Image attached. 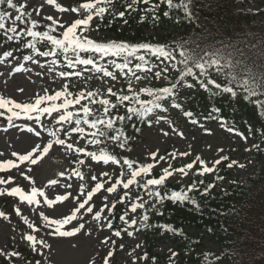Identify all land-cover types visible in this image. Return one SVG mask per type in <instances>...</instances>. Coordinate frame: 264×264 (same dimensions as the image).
<instances>
[{
	"label": "snow or ice",
	"instance_id": "obj_1",
	"mask_svg": "<svg viewBox=\"0 0 264 264\" xmlns=\"http://www.w3.org/2000/svg\"><path fill=\"white\" fill-rule=\"evenodd\" d=\"M28 3L29 0H23V2L21 0H0V6H6L0 8V31L3 32L6 41L20 42L21 47L30 50V54L23 55L22 59L30 61L34 67L41 70L37 73L38 76H42L45 72L44 65L40 63L39 58L53 57L48 62L46 71L53 79L57 76L61 78L63 83L61 88L54 92L42 88V94H36L28 102H17L15 99L0 96V117L5 118L11 127H16L15 121H22L23 131L41 138V142L35 144L30 151L24 154L12 151L11 157L14 159L0 160V172L15 169L19 176L26 181H31L34 185L31 175L21 169L37 165L54 147L59 146L66 155L71 154L75 163L80 166L79 168L70 167L68 177L69 179L73 176L78 178L81 195L75 196L68 191L72 188L70 183L60 185L57 180H49L47 187L50 191H54L53 186L60 185L65 189L64 193L50 198L43 188L31 186L29 191H25L17 185L0 188V196L18 197V202L27 205L40 204L41 200L38 197H42L43 203L49 208L59 202L73 200L74 207L62 218L50 219L43 211H40V217L47 229H51V231L46 229V236L74 238L77 234H83L90 238L98 226L101 230L106 228L110 233L99 243L102 246L115 245L116 240L113 236L121 237L122 233H126L127 236L132 237L134 232L128 229L138 223L145 228L149 227V211H158L159 206L165 200L180 204L187 202L199 208L200 204L193 193L199 192L200 197H206L216 187L217 182L224 181V176L215 174L222 162L227 163L229 169L234 166L240 169L246 167L237 160L228 162L230 157L222 154L209 166L197 154L191 162L180 167H173L169 164L161 169L159 176H154L151 175L153 169L165 160L164 156L158 157L157 152L150 153L151 163H137L128 157L118 158L117 155L107 150L108 143L117 145L121 149L127 146L129 137L125 134L124 122H131L134 118L145 121L148 127L166 122L173 134L183 137V132L178 131L165 115L170 109L180 110L193 125H199L205 134L213 135L210 128L193 117L192 111L185 109L181 102L182 90L198 87L211 93L212 97L223 98L229 103L242 97L243 100L259 108L260 114L264 115V99L261 98L264 97V64L261 65L259 71L255 70L254 61L247 51L232 43L220 42L216 45L215 43H204L203 41L195 43L186 40L173 42L171 45L148 42L130 43L125 40H98L91 35L92 32L100 30L101 23L108 15H111L113 19H123L128 12L141 11L140 4L147 6L142 9L140 22L145 21L148 14H151L154 22L159 21L160 16L157 12L161 5H164L163 17L168 18L175 11L181 13L177 20L178 23L188 21L191 26L199 20L194 11L198 6V0H158V2L125 0L122 11L114 10L116 0H81L79 4L69 6H62L57 0H41L39 6L34 7L31 12L27 11ZM45 5L54 6L60 14H75L76 18L69 22L63 20L61 16L49 14L43 16L44 30H37ZM33 13L37 18H33ZM96 20L101 23H95L93 27ZM9 21L11 23L7 25ZM124 23L126 24L127 20H124ZM25 38L30 39L25 42ZM9 57H13V53L5 50L0 59ZM61 58L67 70L57 71L54 66L60 62ZM7 62L12 64L13 60L9 59ZM23 67L17 62V65L11 68V72L18 73ZM117 72L119 77H123L126 82L123 92L114 90L113 85L109 84L106 79L111 78V81L116 82L119 78ZM97 74L99 79L107 85L105 92H101L100 89L92 91L84 88L75 93L70 90L73 87L72 78L79 81L83 77L86 82ZM149 76H154L156 80H163L167 83L162 87H138L139 83L147 80ZM17 91L22 94L24 89L18 88ZM143 94H146L147 98H142ZM121 108L125 109L124 114H114V112L118 113ZM220 112L221 108L213 105L204 120L218 121L219 127L229 133H235L243 140L259 132L260 143L250 145L245 151L253 149L257 152L264 151L262 148L264 129H253L249 125L248 134L245 135L234 124L219 115ZM42 118H52L49 120L52 127L46 126ZM118 124L121 126L118 127ZM133 127L136 133L141 132L139 127L135 125ZM44 133L48 136L46 142L43 139ZM73 134L78 139L73 140ZM162 134L167 136L169 132L163 131ZM84 145L96 146L97 150H89ZM101 145L104 146L101 147ZM223 151V149H217L218 153H223ZM2 155L4 153H0V156ZM169 155L172 160H175L178 157H187L191 153L174 151ZM89 160L103 162L104 165H118L119 175L113 176L108 171H103L98 176L93 173ZM197 164L199 167H196ZM84 167L92 173L90 176L92 183L87 187L85 182L88 176L80 170ZM28 172H31V167H28ZM177 174L181 181L192 175V182L186 187L182 185L179 190H169L166 181ZM205 174H215L214 180L205 184L202 178ZM59 175L63 177L65 172L61 171ZM100 177L106 179L101 180ZM196 177H201V179L197 180ZM13 179L12 176L7 178L0 176V185H11ZM231 183L235 184L236 181H231ZM118 186L123 189V194L119 195L118 201L112 200L109 203V195H105V202L99 210H96L93 204L94 196L101 190L108 194H118ZM135 189L141 190L143 195L136 193L133 196ZM117 203L125 205L124 212L119 215V220L123 222L124 227L114 230L113 219L102 214L114 213ZM138 210H143V213L137 215ZM15 214L28 225V231L21 232V239L29 245L31 251L37 252L41 257L47 255L44 249L50 251L51 244L45 238H37L35 233L39 229L22 215L20 207L15 208ZM0 217L7 218L2 211H0ZM86 217L91 218V226ZM159 227L174 235L184 234L181 229H175L171 225H160ZM207 231L212 232L213 229L208 228ZM119 247L122 250L124 245L121 244ZM136 247L139 248V245ZM114 252L115 249L110 248L102 258V264H110V258L114 257ZM260 252L261 259H254L253 264H264V248L260 249ZM20 255L18 251L0 250V256L8 259ZM178 256V252L170 250L169 264H174V258ZM202 256L210 257L212 253H202ZM155 259L152 257V260ZM140 260H144L147 264V253L140 257L133 256L134 264H139ZM215 261L216 264H227V258L220 259L219 254H216ZM34 264H44L43 259L35 260ZM49 264H51L50 261Z\"/></svg>",
	"mask_w": 264,
	"mask_h": 264
},
{
	"label": "rangeland",
	"instance_id": "obj_2",
	"mask_svg": "<svg viewBox=\"0 0 264 264\" xmlns=\"http://www.w3.org/2000/svg\"><path fill=\"white\" fill-rule=\"evenodd\" d=\"M239 4L236 6L237 9L246 10L252 14L253 23H264V0H238ZM23 2V0H21ZM41 0H29L27 11H32L34 7H38ZM62 6L71 5L68 1H63L60 3ZM259 9V11H257ZM61 16L63 20L71 21L75 19V14H60L54 6L45 5L41 12V23L43 26L45 21L43 16L46 15ZM33 18H37L35 13H33ZM154 24L153 28L146 30L147 34L150 35H159L163 34V30H159L158 26ZM94 27V26H93ZM171 30V29H170ZM94 38L99 40H105L107 37L102 31H94L91 33ZM174 38L178 37V34L174 33ZM11 51L13 57L0 59V96L5 98L15 99L17 102H28L36 94H42V88H47L51 92H54L61 88L63 80L58 76L53 79L46 71L48 62H50L53 57H40V63L44 65L45 72L42 76H38L37 73L41 70L34 67L30 61H25L22 59L23 55L30 54L23 53L19 50H13L9 47V41H0V57H2L3 51ZM44 50V49H43ZM32 55L35 56L34 53ZM9 59L13 60L12 64H9L7 61ZM22 64L24 67L20 72H11L13 66ZM57 71L67 70L65 64L60 59V62L54 66ZM31 70V71H29ZM11 72V74H8ZM119 77V73L117 72ZM109 84L113 86H118L121 83L125 82L123 77H119L116 82L111 81V78H106ZM150 76L147 80L143 82H148ZM163 81V80H161ZM71 83L75 92L79 91L81 88L85 90H97L106 88L104 81L99 79L98 74L91 80L85 82L82 77L79 81L76 78H72ZM18 88H23L24 92L21 94L17 91ZM97 107V106H96ZM168 120L171 121L178 131L183 132V137L178 134H173L169 130V125L166 122L155 125L153 127L146 126L145 129L138 135L135 141L132 144L130 151H122L121 156L128 157L129 159L135 158L142 162L151 163L152 158L150 153L157 152L158 157L164 156L165 160L161 161L156 168L166 167L169 164H174L178 161H182L184 164L191 162L195 156L198 154L201 156L205 162L211 166L212 162L215 159L219 158V155H226L230 157V160H237L239 163L245 164L244 169L239 167H232L228 170V174L224 179V186H226L231 181L244 182L247 176L252 175L255 159L253 158L254 149L251 151H245L246 148H249L250 145L258 143L257 139L254 136H249L247 140L241 139L235 133H229L225 129L219 127L218 121L211 122L209 120L205 121L199 119L206 127L210 128L213 135H207L199 127V125H193L190 122V119H187L183 116L180 110L170 109L165 113ZM45 120V124L48 127H52V124L49 123V120L52 118H42ZM16 127H11L7 124L5 118L0 117V153L4 155L0 156V160L13 158L11 157L12 151H17L20 154H24L26 151H30L35 144L41 142V138L35 137L32 134L23 131L21 125L22 121H15ZM7 129V131H5ZM163 131H168L167 136L163 135ZM242 132V131H240ZM245 135H247L245 133ZM43 139L46 142L48 139L47 133L43 134ZM73 140L78 139V137L73 134ZM86 146V145H84ZM92 148L96 146L87 145ZM104 145H101L103 147ZM210 146V147H209ZM107 147L118 148L117 145L111 143L107 144ZM217 149H223V153H218ZM190 152L191 155L187 157H178L175 160L171 159L169 155L172 152ZM118 156V158H122ZM80 158H84L80 156ZM14 159V158H13ZM89 164L92 167L93 173L99 174L103 171H108L110 175L116 176L119 175V166H113L111 164L104 165L103 162H92L89 160ZM28 167H31V172H28ZM71 168H79L80 166L75 163V159L71 154H65L64 150L59 146L54 147L41 161L38 162L35 166L23 167L21 170L25 171L32 177L34 185L31 181H26L23 177L19 176L18 172L15 169H10L7 172H0V176L7 178L12 176L13 183L11 185H0V188L11 187V186H21L25 191H29L31 186H36L43 188L46 195H49L50 198H54L56 194H63L65 189L60 185L70 183L72 188L68 191L72 192L75 196L81 195V190L79 188L80 181L76 177H68V171ZM196 167H199L197 164ZM219 167V166H218ZM218 169V168H217ZM88 176V180L85 182L87 185L91 184L90 176L92 173L88 172V168L84 167L80 169ZM61 171L65 172V176L61 177L59 173ZM216 174V173H215ZM213 175V174H211ZM101 180L106 178L100 177ZM49 180H57L60 182V185L53 186L54 191H50L47 187ZM169 181L178 184L180 187L185 186L188 181V177L183 178L181 181L180 176L174 175V177L169 178ZM180 181V183H178ZM117 193L108 194L104 190H101L98 194L94 196L93 204L96 210L103 205L104 196L109 195V203L112 200L119 199V195L123 194L122 187L118 186ZM141 194V193H139ZM135 193H133V196ZM143 195V194H141ZM41 200V203L38 205H27L26 203L18 202V197H9L7 195L0 196V211L5 213V217H0V250L7 252L18 251L19 248L30 250L29 245L21 239V232L28 231V225L24 223L21 217L15 214V208L20 207L22 210V215L26 216L35 228L39 229L37 233V238H45L48 243L51 244V250L44 249V252L47 255L41 257L37 252H32L36 255L34 258L23 260L21 255L19 257H12L8 259L4 256H0V260L5 258L8 261V264H34L35 260L43 259L44 264H102V258L106 255V252L110 248H114V257L110 258V264H134L133 256L140 257L144 255L145 251V241L142 231L137 229H128L133 231L134 235L132 237L127 236L126 233H122L121 237H114L116 244H109L107 246H102L99 241L103 240L104 237L109 236V231L105 228L103 230L99 229L97 226L96 229L92 232L91 237L87 235L77 234L74 238L72 237H48L46 236L47 226L44 223L43 219L40 217V211H43L50 219L62 218L63 215L70 213L72 207H74V201L68 200L65 202H59L58 204L49 208L43 203V198L38 197ZM39 210V211H38ZM125 210V208H124ZM102 215H108L111 217V213H103ZM131 215V214H130ZM86 220L89 226L92 225L90 217H86ZM51 231V229H47ZM87 228L85 229V232ZM158 235L153 236L156 238ZM159 238V237H158ZM123 244L124 248L121 250L119 245ZM139 245V248L136 246ZM211 244H207L210 246ZM177 246L173 244L170 240L166 238H159L154 243V253L157 255L163 256L166 260L163 264H169L170 250L176 251L180 254V249H175ZM178 258H174V264H178ZM1 264V262H0ZM139 264H145L144 260H140Z\"/></svg>",
	"mask_w": 264,
	"mask_h": 264
},
{
	"label": "trees",
	"instance_id": "obj_3",
	"mask_svg": "<svg viewBox=\"0 0 264 264\" xmlns=\"http://www.w3.org/2000/svg\"><path fill=\"white\" fill-rule=\"evenodd\" d=\"M130 2V0H129ZM158 2V0H154ZM125 0H116L115 11L124 10ZM237 0H198V6L194 9L195 16L199 17L191 26L188 21L177 22L181 13L173 12L170 17H163L165 6L161 5L157 14L160 16L158 24L164 31H171L166 34L148 36L144 29L150 27L153 20L151 14L146 16L145 21L140 22L142 9L147 7L140 4L141 11L128 12L123 19L111 18L108 15L101 23V28L106 29L114 36V39L125 40L130 43H137V40L148 43H163L171 45L173 42L190 41L199 43L220 42L232 43L234 46L246 50L254 61L255 70L259 71L264 64V24L252 23L251 14L236 9ZM6 6H0V8ZM127 20L124 29H118V21ZM111 21V24H109ZM98 22V23H99ZM10 21L7 25H10ZM22 27V25H20ZM129 30L131 32H129ZM177 33V39L172 35ZM4 36L0 31V37ZM252 67V65H250ZM174 75V73H173ZM167 83V82H166ZM166 83L158 82L154 76L146 85L138 87H162ZM114 90H119L114 88ZM125 91L124 85L120 88ZM142 98H147L146 94ZM264 99V97H261ZM185 109L193 112V117L198 118L208 115L213 105L220 107L222 115L227 121L239 125L243 131L247 132L248 126L253 129H264V115L260 114V109L254 104L243 100L242 97L233 100L231 103L223 98H214L211 93L194 88L188 90L182 98ZM125 109L121 108L118 113L124 114ZM215 115V114H214ZM124 131L129 137V141L138 133L134 131L133 125L139 127L141 131L145 128L146 122L133 119L131 122L125 121ZM120 127L121 125H117ZM260 143V134H254ZM264 148V144H262ZM115 154L119 151L107 149ZM256 163L254 165L253 176L247 177L244 183L236 182L229 184L226 188L216 190L213 188L206 197H200L199 192L193 193L200 204L199 208L185 202L184 204L173 203L165 200L159 206L158 211H149V227L139 226L146 231L152 229L155 233L162 232L164 236L173 241L181 240L182 249L186 253L180 257V264H216L215 256L219 254L220 259L227 258V263L234 264H253V260L261 259L260 249L264 248V151L253 155ZM182 164H179V167ZM227 173L225 163L219 168V175ZM151 175L158 176L155 172ZM150 178V177H149ZM205 184L212 182L214 176L205 175L202 177ZM193 176L190 175L189 184ZM201 179V177H196ZM169 190L179 187L167 183ZM222 185V182H217ZM135 191H140L135 189ZM143 210L139 212L142 214ZM138 214V215H139ZM119 215L121 212L115 208L113 213L114 228L120 224ZM160 225H171L175 229H181L183 235H174L167 232ZM212 228L213 231H207ZM147 234V256L150 264H158L162 258L152 252V243ZM206 242L213 244L210 249H206ZM212 253V256H202V253ZM28 256L29 254L25 252ZM155 257V260H152ZM4 262V261H3Z\"/></svg>",
	"mask_w": 264,
	"mask_h": 264
}]
</instances>
